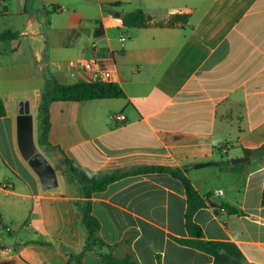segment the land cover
<instances>
[{
	"label": "crops",
	"instance_id": "crops-1",
	"mask_svg": "<svg viewBox=\"0 0 264 264\" xmlns=\"http://www.w3.org/2000/svg\"><path fill=\"white\" fill-rule=\"evenodd\" d=\"M138 9L150 25L125 27L122 16ZM176 14L186 22L166 25ZM4 32L15 37L0 40V232L12 239L0 241V264H75L70 258L87 238L80 201H89L98 235L116 257L215 264L176 240L189 238L179 178L133 174L84 198L64 156L89 176L180 170L206 201L220 204L195 213L204 238L233 242L248 264H264V156L236 164H243L238 171L231 162L264 145V0H2ZM93 60L114 70L126 97L51 103L48 144H40L44 92L55 82H90L93 67L82 63ZM21 100L30 103L35 143L56 173L52 188L20 151ZM105 251L88 250L82 264H103Z\"/></svg>",
	"mask_w": 264,
	"mask_h": 264
},
{
	"label": "trees",
	"instance_id": "trees-1",
	"mask_svg": "<svg viewBox=\"0 0 264 264\" xmlns=\"http://www.w3.org/2000/svg\"><path fill=\"white\" fill-rule=\"evenodd\" d=\"M120 2L113 5L118 6ZM177 20L186 22L187 15H174L166 25L172 27ZM122 23L128 28H147L151 23V17L146 14L142 9L126 13L122 16ZM15 37L11 32H4L0 34V40H5ZM126 94L122 87L116 83H97L87 82L80 84H60L54 83L52 87L44 92L42 96V104L40 106L41 127H40V144H48V134L50 131V115L49 106L53 102H84L99 99H116L124 98ZM6 115V107L0 97V117ZM246 156H264V145L253 151H246ZM63 162L67 165L69 171V179L75 181L80 194L84 198H90L94 193L104 191L112 182L127 177L133 174L159 172L170 173L179 178L184 184L187 194V210L185 217V226L189 234L187 239H176L179 243L198 249L215 258V264H248L238 246L233 242L226 241H209L204 238L201 228L195 223V213L207 207L208 203L204 197L198 192L193 183L182 174L178 169L160 166H144L133 169L131 171H113V172H95L89 176L85 171L78 168L68 157L64 156ZM230 165L229 161L223 162L221 168L226 169ZM243 164L232 167L234 171H238V167ZM264 206V190L261 200ZM77 207L81 210L83 215V224L87 231L86 244L83 251L78 255H72L70 261L75 264H82L83 255L92 248H105V252H101L103 264H139L132 256L126 258L116 257L112 252V247L106 244L98 235L100 224L95 216L92 214V208L89 201H80L76 203ZM222 208L227 209L229 212L238 213L236 208L223 205ZM218 210L217 208L215 209Z\"/></svg>",
	"mask_w": 264,
	"mask_h": 264
},
{
	"label": "water",
	"instance_id": "water-1",
	"mask_svg": "<svg viewBox=\"0 0 264 264\" xmlns=\"http://www.w3.org/2000/svg\"><path fill=\"white\" fill-rule=\"evenodd\" d=\"M18 143L24 159L33 168L40 177L44 188H52L57 185L56 173L45 157L39 152L34 140L33 116L28 101L20 102V111L18 116ZM250 160V156L232 159V164L244 163ZM211 163H199L195 167H206ZM207 202L215 208L220 204L212 199ZM2 249V247L0 248Z\"/></svg>",
	"mask_w": 264,
	"mask_h": 264
},
{
	"label": "built area",
	"instance_id": "built-area-1",
	"mask_svg": "<svg viewBox=\"0 0 264 264\" xmlns=\"http://www.w3.org/2000/svg\"><path fill=\"white\" fill-rule=\"evenodd\" d=\"M2 0H0L1 4ZM122 41L125 40V38L121 39ZM82 64L86 66L87 68H91V76H90V82H97V83H112L115 79V72L110 67L103 66L99 61L93 60V61H84ZM121 120L125 119L124 115L119 116ZM223 192L220 190L218 194H222Z\"/></svg>",
	"mask_w": 264,
	"mask_h": 264
},
{
	"label": "rangeland",
	"instance_id": "rangeland-1",
	"mask_svg": "<svg viewBox=\"0 0 264 264\" xmlns=\"http://www.w3.org/2000/svg\"><path fill=\"white\" fill-rule=\"evenodd\" d=\"M16 59H18L17 56L13 57V60H16ZM13 81H14V86H17L18 84H21L22 83V79L20 77H18V76L13 77ZM21 101H23V100H21ZM34 119H35V122L37 124L38 123V115L37 114L34 115ZM14 232H16V230H14ZM11 239L12 238L9 235V233H7V231L4 230V231L0 232V241L1 240L9 241Z\"/></svg>",
	"mask_w": 264,
	"mask_h": 264
}]
</instances>
